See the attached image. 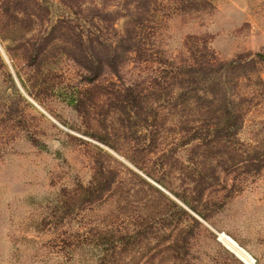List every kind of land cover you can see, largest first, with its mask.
Here are the masks:
<instances>
[{
	"label": "rangeland",
	"instance_id": "1",
	"mask_svg": "<svg viewBox=\"0 0 264 264\" xmlns=\"http://www.w3.org/2000/svg\"><path fill=\"white\" fill-rule=\"evenodd\" d=\"M39 1L41 23L20 34L68 12ZM207 1L165 16L166 56L203 42L222 60L264 51V0ZM3 22L0 264H247L218 231L264 264V85L238 129L186 140L173 117L150 122L157 62L128 60L87 81L64 51L29 65ZM213 124L198 132L217 134Z\"/></svg>",
	"mask_w": 264,
	"mask_h": 264
},
{
	"label": "trees",
	"instance_id": "2",
	"mask_svg": "<svg viewBox=\"0 0 264 264\" xmlns=\"http://www.w3.org/2000/svg\"><path fill=\"white\" fill-rule=\"evenodd\" d=\"M61 3L68 11L65 18L59 16L49 21L42 33L26 36L19 32L41 23L43 9L47 10L48 5L39 0H0L3 24L18 33L17 47L27 63L39 64L48 54L64 51L83 69V79L93 81L105 69L118 74L128 60L157 62L155 75L148 80L155 84L146 93L153 98L148 106L150 122L155 125L160 116L173 117L177 127L183 129L182 139L201 137L207 142L211 136L216 138L238 129L243 113L262 92L264 81L259 65L264 64V51L251 56L240 52L222 60L203 42L189 44L188 52L176 58L166 56L159 46L165 16L175 9L203 8L207 0H60ZM126 90L132 92L133 87ZM212 123L217 134L198 132Z\"/></svg>",
	"mask_w": 264,
	"mask_h": 264
},
{
	"label": "built area",
	"instance_id": "3",
	"mask_svg": "<svg viewBox=\"0 0 264 264\" xmlns=\"http://www.w3.org/2000/svg\"><path fill=\"white\" fill-rule=\"evenodd\" d=\"M223 231H218L217 232V234H218V238L220 239V241L229 249V250H231L232 252H234L243 262H245V263H247V264H250L243 256H241L239 253H237L235 250H233L230 246H228L227 244H225V242H223L222 241V239H221V237H220V233H222ZM249 255V257L248 258H252L251 256H250V254H248ZM253 259V263H254V258H252Z\"/></svg>",
	"mask_w": 264,
	"mask_h": 264
},
{
	"label": "bare ground",
	"instance_id": "4",
	"mask_svg": "<svg viewBox=\"0 0 264 264\" xmlns=\"http://www.w3.org/2000/svg\"><path fill=\"white\" fill-rule=\"evenodd\" d=\"M224 236V235H223ZM227 240L236 248H239V245L233 240L231 239L230 237H226ZM240 249V248H239ZM246 257V256H245Z\"/></svg>",
	"mask_w": 264,
	"mask_h": 264
}]
</instances>
